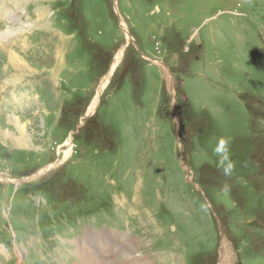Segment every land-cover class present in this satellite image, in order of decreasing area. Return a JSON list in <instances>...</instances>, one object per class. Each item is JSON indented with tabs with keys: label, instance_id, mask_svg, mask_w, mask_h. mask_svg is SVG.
I'll use <instances>...</instances> for the list:
<instances>
[{
	"label": "rangeland",
	"instance_id": "374dc122",
	"mask_svg": "<svg viewBox=\"0 0 264 264\" xmlns=\"http://www.w3.org/2000/svg\"><path fill=\"white\" fill-rule=\"evenodd\" d=\"M8 27L0 264H94L91 239L98 264H264V0H0Z\"/></svg>",
	"mask_w": 264,
	"mask_h": 264
},
{
	"label": "bare ground",
	"instance_id": "6f19581e",
	"mask_svg": "<svg viewBox=\"0 0 264 264\" xmlns=\"http://www.w3.org/2000/svg\"><path fill=\"white\" fill-rule=\"evenodd\" d=\"M10 17L11 18H13V16L12 15H10ZM17 18V17H16ZM38 21V23H40V22H43L44 20L43 19H41V20H37ZM26 25H31V23L30 22H26L25 23ZM33 24V23H32ZM15 26V25H14ZM32 26V25H31ZM23 29L25 28V27H22ZM15 29L16 28H12V27H8V28H5L4 30H1L0 31V40H5V41H7V43L11 40H13V36H11V35H13V34H16V31H15ZM17 36V35H16ZM4 45V44H3ZM5 47H6V45H5ZM4 51V50H3ZM122 51L123 50H121V51H118L117 53H115V56H114V59H113V61H114V63H112L113 65H116V63L121 59V56H122ZM10 53V52H9ZM8 53V54H9ZM17 53H10V55H9V57H10V60L11 61H13V62H17V64H16V66H22V67H25L26 65H25V63L23 62V61H18V59H17V55H16ZM19 56V55H18ZM17 59V60H16ZM4 61V60H3ZM15 64V63H14ZM11 65H13V63H11ZM112 65V66H113ZM115 67V66H114ZM26 68V67H25ZM108 73V72H107ZM108 80H109V76L107 75V76H104L102 79H101V81H100V83H99V86H98V88H97V95L93 98V100H92V102L89 104V106H88V112H87V114H90V113H92L93 111H94V109H95V104L97 103V101H98V96L101 94V92L103 91V89L105 88V86L108 84ZM12 117H14V118H12ZM7 120L9 121V123L11 124H14V125H16V123H18V121H19V117H17V115H12V116H10V117H7ZM16 127H20V125L18 124V125H16ZM23 128V127H22ZM7 132V131H6ZM22 134V137L20 138V140L22 141L23 140V138L26 140V142L28 141V139H27V137L26 136H24L23 134L24 133H21ZM2 135V134H1ZM3 136V135H2ZM17 141V140H16ZM25 142V141H24ZM70 147H71V145L67 142V144H66V150L64 151V159H66L67 158V156H68V153L70 152ZM109 235H111L112 233H110V232H107ZM100 234V233H99ZM91 235H96V233H93V234H91ZM98 235V234H97ZM96 235V236H97ZM90 236V235H89ZM107 238V237H106ZM102 239H103V241H104V243L106 242V241H108V240H106L104 237H102ZM88 245H89V247H88V253L90 252L92 255H91V257H90V259L93 261V263L94 264H98L99 263V261H97L96 259H94L93 257H98L97 256V252L95 251L96 250V246H93V244H92V239H91V241H85ZM102 242V241H101ZM80 243V242H79ZM94 243H96V239L94 240ZM116 243H118V242H116ZM128 243V242H127ZM77 248V247H76ZM128 250V249H127ZM225 252H227V249L226 248H224V250H223V252H222V260H221V262H220V264H227L226 263V258H227V256H228V252H227V254L225 255ZM224 254V255H223ZM135 255V254H134ZM230 255V254H229ZM133 258L131 259V261L130 262H127V264H142V261L143 260H140L139 258L138 259H135V257L134 256H132ZM79 258V257H78ZM80 259H83V257H80ZM113 263V262H112ZM116 263V262H115ZM79 264H90L88 261H86V260H84V261H82L81 263H79ZM124 264H126V263H124ZM151 264V263H150Z\"/></svg>",
	"mask_w": 264,
	"mask_h": 264
},
{
	"label": "clouds",
	"instance_id": "9594fccd",
	"mask_svg": "<svg viewBox=\"0 0 264 264\" xmlns=\"http://www.w3.org/2000/svg\"><path fill=\"white\" fill-rule=\"evenodd\" d=\"M223 143H226V142H223V141H222V144H223ZM224 159H227V154H226V152H225ZM230 168H231V165H229V169H226V170H225L226 173L230 170Z\"/></svg>",
	"mask_w": 264,
	"mask_h": 264
},
{
	"label": "water",
	"instance_id": "95a60500",
	"mask_svg": "<svg viewBox=\"0 0 264 264\" xmlns=\"http://www.w3.org/2000/svg\"><path fill=\"white\" fill-rule=\"evenodd\" d=\"M176 133H177V131H176Z\"/></svg>",
	"mask_w": 264,
	"mask_h": 264
}]
</instances>
